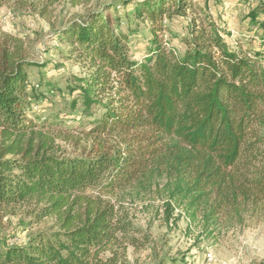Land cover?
Masks as SVG:
<instances>
[{
	"label": "trees",
	"instance_id": "16d2710c",
	"mask_svg": "<svg viewBox=\"0 0 264 264\" xmlns=\"http://www.w3.org/2000/svg\"><path fill=\"white\" fill-rule=\"evenodd\" d=\"M41 2L45 15L55 0ZM135 15L151 32L140 60L130 43L138 29L102 11L62 33L85 68L69 87L70 109L91 118L80 129L28 114L42 99L28 81L38 63L0 31V207L36 203L35 221H57L0 250V264H123L149 236L122 200L150 192L165 198L167 222L177 208L210 232L264 221L263 53L232 47L193 0L141 1ZM164 15L190 17L182 54L164 39ZM59 139L81 153H58Z\"/></svg>",
	"mask_w": 264,
	"mask_h": 264
},
{
	"label": "rangeland",
	"instance_id": "374dc122",
	"mask_svg": "<svg viewBox=\"0 0 264 264\" xmlns=\"http://www.w3.org/2000/svg\"><path fill=\"white\" fill-rule=\"evenodd\" d=\"M19 1L7 0L0 6V31L20 38L24 56L38 63L29 69L28 81L42 93V99L29 102L28 114L40 116L41 121H50L58 115L68 127L88 126L91 118L85 116L82 107L76 110L69 107L76 94H71L69 87L85 68L77 55L69 51L62 33L72 20L83 19L90 11H102L123 31L128 26L138 29L130 37V43L134 58L140 60L147 53L151 32L149 21L137 18L135 9L145 0H84L76 5L69 0H55L45 15L40 13L42 0H24L23 4ZM193 1L206 7L232 47L238 44L264 55V0ZM163 18L165 41L182 54L185 45L181 39L188 33L190 17ZM73 133L77 135L78 130ZM56 145L57 152L67 157L81 153L76 145L63 139L57 140ZM122 202L134 223L149 236V242L142 248L128 249L123 264H264V221L210 232L201 220H191L179 208L167 222L165 198L154 192L126 196ZM40 207L36 203L0 207V250L25 245L38 232L56 229L57 221L52 216L35 221Z\"/></svg>",
	"mask_w": 264,
	"mask_h": 264
}]
</instances>
